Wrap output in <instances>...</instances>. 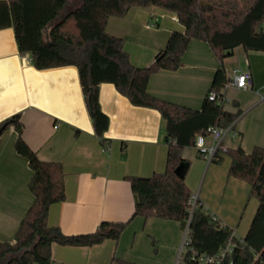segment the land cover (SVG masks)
I'll use <instances>...</instances> for the list:
<instances>
[{"label":"crops","instance_id":"obj_1","mask_svg":"<svg viewBox=\"0 0 264 264\" xmlns=\"http://www.w3.org/2000/svg\"><path fill=\"white\" fill-rule=\"evenodd\" d=\"M261 29L264 32V19ZM105 31L123 40L133 66L145 68L164 50L169 35L183 27L173 13L151 6L133 7L123 18H108ZM220 66L206 43L192 40L176 71L161 70L149 77L147 93L198 111ZM222 67L228 81L234 70L248 71L252 77L251 89L224 91V111L240 115L222 141L224 150L241 148L250 154L255 147L264 148V53L237 47ZM98 102L108 118L102 137L94 133L77 68H34L29 54L19 52L13 29H0V123L19 115L26 145L39 160L60 164L64 173L65 199L49 207L48 225L76 236L95 232L103 222H128L117 241L90 247L52 244V264H111L114 259L174 264L182 238L179 223L132 217L135 201L129 180L165 171L161 115L133 106L110 83L98 86ZM15 140L11 125L0 137V242L13 241L33 202L28 189L32 173L16 155ZM205 143L210 145V138ZM181 155L189 162L184 182L191 194L243 240L258 207L250 186L228 176L230 159L223 152L213 163L194 148Z\"/></svg>","mask_w":264,"mask_h":264},{"label":"trees","instance_id":"obj_2","mask_svg":"<svg viewBox=\"0 0 264 264\" xmlns=\"http://www.w3.org/2000/svg\"><path fill=\"white\" fill-rule=\"evenodd\" d=\"M151 6L173 13L183 31L172 32L152 64L138 68L123 50V40L109 35L105 27L110 17L123 18L133 7ZM67 8V0L0 1V29H13L19 52L29 54L34 68H77L97 137H102L108 128V118L98 102V86L102 83L114 85L133 106L160 113L167 145L165 171L149 178L129 180L135 201L132 217L176 221L182 230L188 219V201L192 194L185 177L178 178L174 171L182 162L189 165L181 153L186 148H194L197 136H205L209 127L228 129L240 115L224 111L225 102L218 105L209 101L207 94L214 92L219 99L223 98L220 93L228 80L222 62L235 48L264 53L261 29L264 0H80L78 6L64 13ZM192 40L206 43L221 65L198 111L147 93L149 77L161 70L176 71ZM11 125L16 132L15 153L26 161L32 173L28 189L33 202L13 241L0 242V260L10 257L8 264H52V244L90 247L105 240L117 241L128 222H103L95 232L76 236H66L59 228L48 225L49 207L65 199L62 167L39 160L26 145L19 115L0 123V137ZM221 152L230 159L228 176L247 183L250 197L258 202L245 238L231 239L232 252L221 264H264V148L255 147L250 154L241 148L220 149L218 160ZM189 229L193 250L209 256L218 254L232 234L227 227L212 222L201 208L192 214ZM111 264L132 263L114 259ZM184 264L190 261L185 258Z\"/></svg>","mask_w":264,"mask_h":264},{"label":"built area","instance_id":"obj_3","mask_svg":"<svg viewBox=\"0 0 264 264\" xmlns=\"http://www.w3.org/2000/svg\"><path fill=\"white\" fill-rule=\"evenodd\" d=\"M231 87L241 91H247L252 88V77L250 72L244 71L240 72L234 70L231 75V79L226 83L225 87L221 90L222 99H219L218 95L214 92H209L207 94V99L209 101L215 102L218 105L224 104V91L226 88ZM229 129V128H228ZM228 129H222L219 127H209L206 131V135H199L195 139L194 149L197 154L201 156L207 163H212L218 160L217 152L223 149L222 141L226 136ZM210 138L211 144L206 145L205 139ZM203 209L204 212L208 213L212 222H215L219 227H224V225L216 218V216L208 212L198 200V195H191L188 201V219L184 227L182 228V238L178 248L177 256L174 264H184L185 258L190 261V264H221L223 259L230 255L233 249V244L231 239L235 236L232 232L229 241L226 246L220 250V252L214 256H209L206 254L197 253L191 247L192 239L190 237L189 222L191 220L192 214L197 209ZM242 241V240H241Z\"/></svg>","mask_w":264,"mask_h":264},{"label":"water","instance_id":"obj_4","mask_svg":"<svg viewBox=\"0 0 264 264\" xmlns=\"http://www.w3.org/2000/svg\"><path fill=\"white\" fill-rule=\"evenodd\" d=\"M188 167H189V165H188L186 162H182V163H180V164L177 166V168L175 169V171H174V172H175V175H176L178 178H180V179L184 178L185 175H186V173H187V171H188ZM9 261H10V257L6 258V259L3 260V261L0 260V264H8Z\"/></svg>","mask_w":264,"mask_h":264},{"label":"rangeland","instance_id":"obj_5","mask_svg":"<svg viewBox=\"0 0 264 264\" xmlns=\"http://www.w3.org/2000/svg\"><path fill=\"white\" fill-rule=\"evenodd\" d=\"M69 5L68 8L64 11V13L68 12L70 9H73L74 7L78 6L80 4V2L78 0H71V2L69 1ZM253 199V198H252ZM255 199V198H254Z\"/></svg>","mask_w":264,"mask_h":264}]
</instances>
